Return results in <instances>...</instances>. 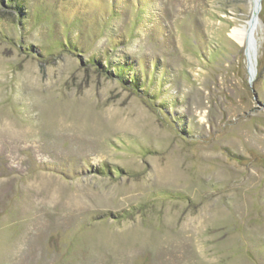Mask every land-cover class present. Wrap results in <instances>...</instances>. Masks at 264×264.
Wrapping results in <instances>:
<instances>
[{"label": "rangeland", "instance_id": "1", "mask_svg": "<svg viewBox=\"0 0 264 264\" xmlns=\"http://www.w3.org/2000/svg\"><path fill=\"white\" fill-rule=\"evenodd\" d=\"M252 12L0 0V264H264Z\"/></svg>", "mask_w": 264, "mask_h": 264}, {"label": "bare ground", "instance_id": "2", "mask_svg": "<svg viewBox=\"0 0 264 264\" xmlns=\"http://www.w3.org/2000/svg\"><path fill=\"white\" fill-rule=\"evenodd\" d=\"M256 1L257 0H252L253 10L255 9ZM256 25H254L253 27H255ZM250 29H252V24L251 23H250ZM249 32L247 33L246 29L243 28V27H236L232 31V36L240 45H246L247 44V34H248V46L246 47V56H247L248 64H249V67H250V72H251V74L253 72V75L255 77L256 70H257V60H256V48H257V45H256V39L254 37L253 32H252L251 35H249ZM248 52H249L250 57L252 59V63H253L252 67H251V65L249 63Z\"/></svg>", "mask_w": 264, "mask_h": 264}, {"label": "water", "instance_id": "3", "mask_svg": "<svg viewBox=\"0 0 264 264\" xmlns=\"http://www.w3.org/2000/svg\"><path fill=\"white\" fill-rule=\"evenodd\" d=\"M255 4L256 5H255V9L252 12V17L250 21H248L252 24V26L256 25L259 22L260 13L262 10V0H257ZM251 34H252V31L249 32V35ZM248 70L250 74V83L252 84L255 81L256 77H254V75L251 74L249 64H248Z\"/></svg>", "mask_w": 264, "mask_h": 264}, {"label": "trees", "instance_id": "4", "mask_svg": "<svg viewBox=\"0 0 264 264\" xmlns=\"http://www.w3.org/2000/svg\"><path fill=\"white\" fill-rule=\"evenodd\" d=\"M133 81V80H132Z\"/></svg>", "mask_w": 264, "mask_h": 264}]
</instances>
